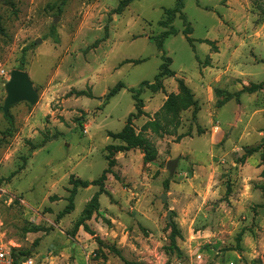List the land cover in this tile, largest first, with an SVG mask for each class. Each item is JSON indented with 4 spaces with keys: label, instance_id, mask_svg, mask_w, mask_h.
<instances>
[{
    "label": "rangeland",
    "instance_id": "obj_1",
    "mask_svg": "<svg viewBox=\"0 0 264 264\" xmlns=\"http://www.w3.org/2000/svg\"><path fill=\"white\" fill-rule=\"evenodd\" d=\"M121 1L0 0V186L7 191L0 212L6 239L16 250H30L35 264H264L262 150L238 163L246 148L264 141V89L223 106L224 96L215 93L264 82V0H183L194 46L179 15L160 25L165 9L178 0H135L116 14ZM169 27L177 34L164 39L163 51L176 76L164 79L165 93L143 89L151 111L134 121L141 131L160 119L159 134L144 132L157 158L145 164L139 149L116 154L99 210L86 221L93 234L83 226L76 230L100 188H79L74 211L59 218L70 177L92 181L108 167L106 147L121 144L108 134L120 132L135 112L130 89L154 82L163 62L156 39ZM21 69L39 100L11 106L7 117L5 86ZM177 78L192 89L198 107L196 119L191 108L175 129L158 113L164 96L178 91ZM120 82L126 87L104 105ZM80 91L91 97L78 96ZM217 125L224 131L218 137L212 130ZM57 132L64 135L33 149ZM185 134L190 136L179 138ZM177 159L171 177L167 163ZM172 222L181 232V255L166 249Z\"/></svg>",
    "mask_w": 264,
    "mask_h": 264
},
{
    "label": "trees",
    "instance_id": "obj_2",
    "mask_svg": "<svg viewBox=\"0 0 264 264\" xmlns=\"http://www.w3.org/2000/svg\"><path fill=\"white\" fill-rule=\"evenodd\" d=\"M135 0H122L114 13L121 14L127 8L131 3H133ZM197 4L200 5L199 0H196ZM184 8L183 0H178L174 8L165 9V15L167 16V20L161 21L160 25L165 26L167 23H170L173 21L177 15H179L180 19L183 21L185 29H184V35L186 36L187 41L194 46L195 40L191 37V34L193 32V29L191 27L190 22L188 21L187 16L182 12ZM177 34V30L173 27H169L167 31H165L161 37L156 39V45L157 48L162 51V64L159 68V72L155 77L154 82L144 81L141 83L139 89H130V92L133 94V99L135 101V112L131 113L127 119V123L124 126V128L118 132H109V137H111L114 140H119L121 144L114 145L110 144L106 147V150L108 151V154L106 156L108 167L102 172L99 178L95 180H83V179H77L74 176L70 177V184L72 185L71 189L69 190V197H68V204L66 207L60 212L59 218H62L68 214H71L75 209V198L78 193L79 188H89L90 186L94 185L100 188V191L96 193L91 201L88 203L86 208L83 211L82 217L77 221L75 229L78 230L81 226H83L84 230L90 234H93V232L90 230L88 224L86 221L90 220L97 210H99L100 207V195L104 192L105 182L108 179V175L113 173V168L116 166V158L115 155L118 153H125L131 150L139 149L144 154L143 161L145 164L153 162L158 155V150L155 146V144L145 135L144 132L148 130H152L154 133L159 134L161 131V123L159 118L151 119L145 126L144 129L141 131H138L134 125V121L141 118L142 116L147 115L144 108V100L141 98V94L143 92L144 88H147L151 90L154 93L157 92H164L165 93V86H164V79L175 77L176 73L170 68L172 64V58L168 57L164 50V39L167 38L170 35ZM201 43H207L209 45H213V42L209 40H200ZM199 60V58H198ZM132 61L127 60L124 62V64L131 63ZM141 60H136L134 63L139 64L141 63ZM23 70V69H21ZM177 84H178V93H170L167 94V99L162 106L160 112L158 113V116L163 119H169L170 124H174V128L178 129L180 127V116L183 112L188 111L189 109H194V118L196 119V111L198 107V102L195 99L194 93L192 89L186 84L184 79L177 78ZM126 86L120 82L115 87H113L108 94L106 95V101L104 103L107 104L113 97H115L123 88ZM264 89V82L259 84H253L249 87H244L241 91H238L236 93H231L225 90L216 89L215 93L218 96H224V99L219 102L220 106H223L225 103L231 101L232 99L239 100L240 96L243 93H255L257 91ZM78 96H88L91 97V94H88L85 91H80L77 93ZM200 133V130H199ZM64 135L61 132H57L53 136L47 135L44 140L39 143L38 145H33V149H39L44 146V143L47 141H51V139L55 140L58 139L60 136ZM190 136L189 134L181 135L179 136L180 139L184 137ZM262 150L261 155V164L264 166V141L262 144H260L257 147L253 148H246L245 154L238 159L239 164H245L246 161L252 157L254 154L260 152ZM261 177L264 179V169L262 170ZM167 186V184H166ZM261 189L264 192V185L261 186ZM261 207H264V203ZM170 227L172 229L170 234V245L166 248L170 252H176L178 255H181V250L178 246V239L181 238V232L177 228V225L172 222L170 224ZM38 228H33V231H37ZM242 234H239L237 238V246L236 250L240 251L241 246L240 242L242 240ZM18 254H15L16 256H23L25 258L31 257L30 255L32 252L30 250L22 251V250H16Z\"/></svg>",
    "mask_w": 264,
    "mask_h": 264
},
{
    "label": "water",
    "instance_id": "obj_3",
    "mask_svg": "<svg viewBox=\"0 0 264 264\" xmlns=\"http://www.w3.org/2000/svg\"><path fill=\"white\" fill-rule=\"evenodd\" d=\"M4 1V0H1ZM40 41V40H39ZM7 97L4 102L3 111L5 116H9L11 106L27 102L30 105H35L39 100V93L34 87V83L28 72L23 70H14L10 75V80L5 86ZM171 160L167 163V170L172 177L176 171L178 161ZM167 194H164L162 200L166 202ZM172 210L168 212V220L171 221Z\"/></svg>",
    "mask_w": 264,
    "mask_h": 264
},
{
    "label": "built area",
    "instance_id": "obj_4",
    "mask_svg": "<svg viewBox=\"0 0 264 264\" xmlns=\"http://www.w3.org/2000/svg\"><path fill=\"white\" fill-rule=\"evenodd\" d=\"M6 194L7 191L0 186V206L3 201L7 202L4 197ZM8 199L12 202V196ZM3 227L4 223L0 212V264H35L31 257L25 258L23 256L15 255L18 254V252L15 251L14 247H12L10 242L6 239Z\"/></svg>",
    "mask_w": 264,
    "mask_h": 264
},
{
    "label": "crops",
    "instance_id": "obj_5",
    "mask_svg": "<svg viewBox=\"0 0 264 264\" xmlns=\"http://www.w3.org/2000/svg\"><path fill=\"white\" fill-rule=\"evenodd\" d=\"M172 93H178V91H176V92H172ZM169 94H170V93H169ZM164 98L167 99V95H165ZM165 101H166V100H165ZM165 101L162 103L161 106L164 105ZM150 108H151V107L149 106V104L146 105V106H145V112H146V113H150V111H151ZM213 128H214V127H213ZM213 128H212V130H216V136H217V137L220 136V135H222V133L224 132V131H222V130L219 128L218 125H217V127H215L214 129H213Z\"/></svg>",
    "mask_w": 264,
    "mask_h": 264
}]
</instances>
